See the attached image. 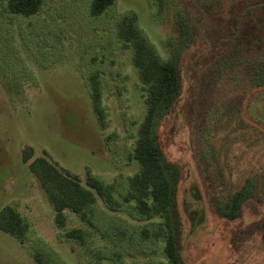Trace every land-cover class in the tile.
I'll use <instances>...</instances> for the list:
<instances>
[{
	"label": "rangeland",
	"instance_id": "1",
	"mask_svg": "<svg viewBox=\"0 0 264 264\" xmlns=\"http://www.w3.org/2000/svg\"><path fill=\"white\" fill-rule=\"evenodd\" d=\"M90 1L44 0L38 14L22 19L0 0V212L11 205L29 224L24 240L0 228V264H39L36 251L49 264H158L159 241L142 233L156 231L158 220L140 218L125 200L139 171L131 154L147 104L134 49L118 37L124 15L136 18L162 58H178L183 90L159 124V139L183 169L177 199L185 261L264 264V85L249 72L264 61L259 0H165L162 10L155 0H116L96 17ZM249 34H260L261 43L247 44ZM94 72L103 122L87 86ZM42 155L83 185L90 172L113 187L118 207L96 194L91 223L67 212L65 230H86L83 246L63 235L29 169ZM248 177L257 193L236 219L223 217L218 197Z\"/></svg>",
	"mask_w": 264,
	"mask_h": 264
},
{
	"label": "trees",
	"instance_id": "2",
	"mask_svg": "<svg viewBox=\"0 0 264 264\" xmlns=\"http://www.w3.org/2000/svg\"><path fill=\"white\" fill-rule=\"evenodd\" d=\"M2 1L6 12L22 19L38 14L44 3V0ZM115 1L91 0L90 14L94 17L102 15ZM155 2L159 9L164 8L165 0ZM258 4L261 6L260 19L264 21V0H259ZM183 35L189 37L191 34ZM249 35L247 44L251 45L257 39L259 44L261 43L260 34ZM185 36L180 39L186 44ZM118 37L134 49L133 61L146 88L147 104L146 114L137 126L131 154L132 160L139 164V171L129 180L125 200L134 202V209L140 218L158 220L156 231L151 232L147 228L142 230L145 241L153 237L161 245L157 263L187 264L182 254L183 220L177 199L183 169L167 157L159 139V124L174 110L183 90V82L178 71V58L176 54L168 59L162 58L138 27L133 15L123 16L118 28ZM249 72L260 86L264 85V61L260 62L257 68L255 66L253 69L250 68ZM99 75V72L88 75L87 86L93 110L103 122L104 111L101 107L103 92ZM33 154L32 148L26 150L24 161L31 159ZM29 169L45 189L55 211V221L63 230V235L82 246L86 243V230L83 227L65 230L67 212L74 213L82 221L90 222L88 211L96 202V194L110 209L118 207V202L112 194L113 187L106 185L90 172L86 175V185H83L77 175L43 155L34 157L29 162ZM253 182L254 177H248L238 189L218 197L217 208L223 217L234 220L241 215L245 201L257 193ZM261 227L264 232V222ZM0 228L20 240H24L29 232L27 220L11 205L4 206L0 212ZM33 255L39 264H49L42 252L36 251Z\"/></svg>",
	"mask_w": 264,
	"mask_h": 264
}]
</instances>
